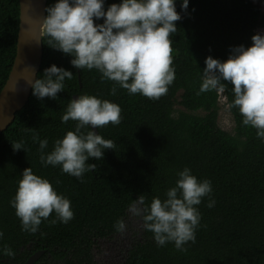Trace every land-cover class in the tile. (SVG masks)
Returning <instances> with one entry per match:
<instances>
[{
    "label": "trees",
    "instance_id": "obj_1",
    "mask_svg": "<svg viewBox=\"0 0 264 264\" xmlns=\"http://www.w3.org/2000/svg\"><path fill=\"white\" fill-rule=\"evenodd\" d=\"M54 2L48 0L47 7ZM118 2L105 0V8ZM180 4L176 0L182 18L170 35L175 79L159 99L130 95L119 85L112 95L114 81L101 80L95 68H74L71 56L50 47L44 32L38 77L52 64L71 70L73 76L65 79L56 99H38L31 92L25 107L0 135V264H9L8 249L15 254L32 242L35 251L45 250L36 264L48 259L47 264H97V241L118 233L116 221L124 220L139 196L145 198L143 207L153 197L165 198L185 166L199 179L212 182L211 196L196 206L200 222L195 242L186 243V250L177 249L173 242L159 246L153 233L145 230L125 264H264V140L255 128L242 124L238 108L231 103L230 83L221 81L222 89L199 92L205 58L224 60L233 46H249L263 24L264 12L253 0H189L186 12ZM95 22L103 23V18ZM19 25L20 0H0V92L16 58ZM179 92L178 104L184 110L176 112ZM220 92L233 115L234 134L218 124ZM83 93L117 103L121 121L97 128L98 134L114 142V149H105L100 160L90 157L86 163L96 164V169L77 178L62 172L59 165L43 164L33 137L47 138L48 152L55 139L74 130L77 121L62 123L61 117L70 99ZM11 142H22L26 151L14 150ZM26 167L70 199L74 217L68 223L60 222L53 212L38 231L22 230L10 201ZM210 198L215 200L211 208Z\"/></svg>",
    "mask_w": 264,
    "mask_h": 264
},
{
    "label": "clouds",
    "instance_id": "obj_2",
    "mask_svg": "<svg viewBox=\"0 0 264 264\" xmlns=\"http://www.w3.org/2000/svg\"><path fill=\"white\" fill-rule=\"evenodd\" d=\"M188 4L189 0H181V10L186 12ZM46 13L43 28L50 38L48 45L69 54L74 68H95L101 73V80L114 81L112 95L116 94V85L130 95L139 93L150 99L167 93L175 79L170 35L177 31L176 21L182 18L176 10V0H119L107 8L105 0H55ZM101 18L103 23L95 22ZM251 40L247 47L233 46L224 60L208 55L199 92L222 89L221 81L230 83L234 93L231 103L238 108L242 124L255 128L257 137L264 140V33L257 32ZM42 73V77L29 82L38 99H56L65 88V79L73 76L71 70L56 64L44 68ZM120 113L117 103L96 95L83 93L71 98L61 121H77L75 129L55 139L48 152L47 138L33 137L39 143L41 162L59 165L62 172L77 178L96 169V164L86 162L90 157L102 159L105 149H114V142L93 129L109 123L118 125ZM85 128L91 130L82 131ZM11 143L14 150H25L22 142ZM211 193V180L199 179L185 166L177 172L175 185L166 190L165 198L153 197L143 208L132 207L131 211L141 216L145 230L153 233L157 245L173 242L177 249L186 250V243L195 242L200 222L196 206ZM144 200L139 196L141 204ZM10 204L23 231H38L42 220L53 212L65 224L74 217L70 199L31 167L21 172ZM214 204V198H210L207 206ZM57 219L51 222L56 223ZM125 227L123 219L114 225L118 232ZM8 252L11 254L10 249Z\"/></svg>",
    "mask_w": 264,
    "mask_h": 264
},
{
    "label": "water",
    "instance_id": "obj_3",
    "mask_svg": "<svg viewBox=\"0 0 264 264\" xmlns=\"http://www.w3.org/2000/svg\"><path fill=\"white\" fill-rule=\"evenodd\" d=\"M48 0H20L17 54L9 77L0 92V135L14 122L17 112L27 104L43 60V19ZM75 94L73 97H76ZM98 133L97 128L93 129ZM45 250L32 254L25 264H36Z\"/></svg>",
    "mask_w": 264,
    "mask_h": 264
},
{
    "label": "rangeland",
    "instance_id": "obj_4",
    "mask_svg": "<svg viewBox=\"0 0 264 264\" xmlns=\"http://www.w3.org/2000/svg\"><path fill=\"white\" fill-rule=\"evenodd\" d=\"M258 6L261 7L264 12L263 0H253ZM257 32L264 33V18L263 24L257 28ZM181 92L176 97V112L184 110V108L178 104L180 100ZM203 113V112H201ZM218 124L221 128L235 133V122L233 115L229 109L227 98L223 92H220V110L218 116ZM143 208L139 200H137L127 211V215L124 218L125 230L118 232L111 237L103 238L97 241L94 247V260L97 264H125L128 253L131 248L138 242L144 239L145 228L141 216L135 215L131 208ZM36 244L30 243L21 248L17 253L10 254L5 257V261L9 264H25L29 257L34 254ZM51 262L50 259L40 260L37 264H47Z\"/></svg>",
    "mask_w": 264,
    "mask_h": 264
}]
</instances>
